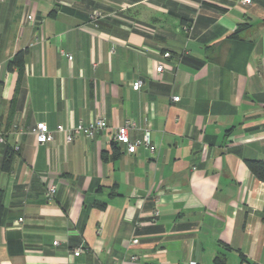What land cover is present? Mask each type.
I'll return each instance as SVG.
<instances>
[{"label":"crops","instance_id":"obj_1","mask_svg":"<svg viewBox=\"0 0 264 264\" xmlns=\"http://www.w3.org/2000/svg\"><path fill=\"white\" fill-rule=\"evenodd\" d=\"M126 120L154 153L112 143ZM0 133V264H264V0H0Z\"/></svg>","mask_w":264,"mask_h":264},{"label":"built area","instance_id":"obj_2","mask_svg":"<svg viewBox=\"0 0 264 264\" xmlns=\"http://www.w3.org/2000/svg\"><path fill=\"white\" fill-rule=\"evenodd\" d=\"M245 3H249V0H243ZM99 13L95 12L91 16V21L96 25V22L99 20ZM30 19V17H28ZM182 29L184 32H189L191 29L190 26H183ZM68 60H72V56L69 54H64ZM164 58H169L170 53L164 52L162 54ZM162 70V65H158L156 67V72H160ZM142 82L140 80H137L132 83V90L138 91L141 87ZM174 101H178V97L172 98ZM15 128V127H14ZM107 128V124L105 120L101 118H97L92 122H89L88 124H82L78 123L76 126L65 129L63 126L58 125L55 127L54 130H50L48 126L43 123H37L33 128L30 129V133L34 136V139L37 144L44 145L52 142L54 140V135L59 134L62 136L63 141L65 144H69L73 141V139L76 136H82L84 138H93L94 135L98 132H101ZM136 129L135 124L130 121L126 120L123 125L117 127L113 138L112 143L124 146L125 152L129 155L136 154L140 149H146L150 153H154L156 151V146L153 142L151 130L150 128H145L142 131L141 136L138 137H132L131 132ZM5 142L3 135L0 133V146L3 145ZM56 191V187L52 184H50L46 188L45 197L46 199H52ZM159 212L157 210H153L151 213V216L148 220L150 224H155L158 220ZM21 221V219H19ZM131 244L136 245L138 243V240L133 238L131 239ZM56 244V242H54ZM81 253V250L77 249L73 252V256L77 257ZM138 263V257L136 255L129 256L126 261H122L121 264H137ZM189 264H196L195 262H190Z\"/></svg>","mask_w":264,"mask_h":264},{"label":"trees","instance_id":"obj_3","mask_svg":"<svg viewBox=\"0 0 264 264\" xmlns=\"http://www.w3.org/2000/svg\"><path fill=\"white\" fill-rule=\"evenodd\" d=\"M25 51H21L16 53L13 58L8 63V69L12 70L13 68H18L19 70L22 69L23 66V59L25 56ZM5 156L1 165V169L4 172H9L11 168V158H12V150L10 148H7L5 151ZM102 159L105 160L106 157L102 153ZM246 166L248 167L250 173L259 181L264 183V161H258V160H247ZM2 195L0 192V215L2 214Z\"/></svg>","mask_w":264,"mask_h":264}]
</instances>
